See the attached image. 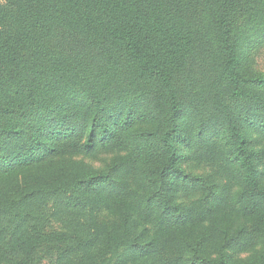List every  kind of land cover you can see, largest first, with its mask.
I'll list each match as a JSON object with an SVG mask.
<instances>
[{
	"label": "trees",
	"instance_id": "1",
	"mask_svg": "<svg viewBox=\"0 0 264 264\" xmlns=\"http://www.w3.org/2000/svg\"><path fill=\"white\" fill-rule=\"evenodd\" d=\"M259 39L264 0H0V264H264Z\"/></svg>",
	"mask_w": 264,
	"mask_h": 264
},
{
	"label": "rangeland",
	"instance_id": "2",
	"mask_svg": "<svg viewBox=\"0 0 264 264\" xmlns=\"http://www.w3.org/2000/svg\"><path fill=\"white\" fill-rule=\"evenodd\" d=\"M247 62L248 65L251 66L258 72H264V39H259L254 46L250 48L247 55ZM261 145H259V149ZM107 156H101L98 160L91 161V164L99 169L104 165V160H107ZM185 170L194 176H205V175H212L213 171L208 169L203 165H196V164H188L186 165ZM47 208L45 209L44 204L40 206V213L42 216V221L45 226V230L47 233H52L53 231H63V227L65 225V218L61 220L60 218L52 217L50 210L52 207V201L48 202ZM66 216V214H64ZM9 222V218L3 216L0 218V232L3 231ZM251 230L249 229V232ZM252 236L254 234L252 233ZM249 236V241L247 244L250 243H257V237ZM8 238V237H7ZM254 240V241H253ZM240 247V246H239ZM238 246H233L232 248L239 249ZM61 247H52L51 245H43L40 249L36 251L34 256L32 257L31 264H72L68 263V261L63 260V252L61 251ZM257 247L255 250H258ZM251 250V249H250ZM251 253V252H250ZM249 253L239 254V257L245 259Z\"/></svg>",
	"mask_w": 264,
	"mask_h": 264
}]
</instances>
